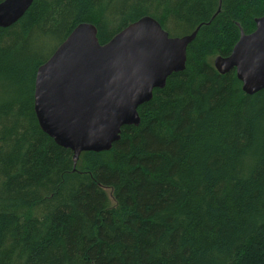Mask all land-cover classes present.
Masks as SVG:
<instances>
[{
  "label": "trees",
  "instance_id": "obj_1",
  "mask_svg": "<svg viewBox=\"0 0 264 264\" xmlns=\"http://www.w3.org/2000/svg\"><path fill=\"white\" fill-rule=\"evenodd\" d=\"M219 3L34 0L0 26V264H264V89L214 66L264 0ZM143 16L174 36L200 26L186 67L75 166L39 124L37 70L80 23L103 44Z\"/></svg>",
  "mask_w": 264,
  "mask_h": 264
},
{
  "label": "water",
  "instance_id": "obj_2",
  "mask_svg": "<svg viewBox=\"0 0 264 264\" xmlns=\"http://www.w3.org/2000/svg\"><path fill=\"white\" fill-rule=\"evenodd\" d=\"M33 1L0 2V26L18 21ZM255 22L254 31H241L229 55L214 58L220 73L235 69L250 95L264 89V15ZM199 29L174 36L154 17L143 16L102 44L94 23H80L37 70L34 108L40 126L73 151L75 166L83 151L110 150L123 126L140 123L139 106L172 73L185 69L188 45Z\"/></svg>",
  "mask_w": 264,
  "mask_h": 264
}]
</instances>
